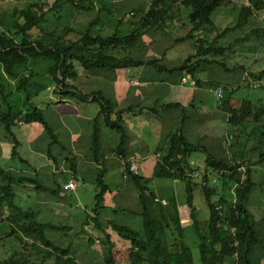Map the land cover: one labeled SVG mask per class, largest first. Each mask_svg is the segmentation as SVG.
I'll list each match as a JSON object with an SVG mask.
<instances>
[{
    "label": "trees",
    "instance_id": "obj_1",
    "mask_svg": "<svg viewBox=\"0 0 264 264\" xmlns=\"http://www.w3.org/2000/svg\"><path fill=\"white\" fill-rule=\"evenodd\" d=\"M83 1L85 0H56L46 10L39 7L37 3L16 9L11 15L9 23H7L8 26L5 30L0 31V126L13 141L11 157H18L21 161H25L18 154L19 141L13 132V127L17 121L41 124L50 138L49 147L59 142L53 128L45 119L43 110L32 103L31 97L27 96L28 94L25 99L28 107L23 112L15 111L7 102L8 96L13 90H26L33 75L30 71L31 66L39 63V61H48L47 72L54 82L52 90L54 94L61 99L87 100L91 97L100 105L97 115L91 121L92 130L90 134L94 162L100 166L95 181L98 191L94 195L95 204L92 215L87 217L90 218L94 226H99L101 224L99 217L101 210L107 208L105 197L109 192V186L104 179L105 167L100 160L99 142L100 117L102 116L105 118V123L119 134V142L114 148V153L123 159L127 178L137 191L140 205L138 214L141 218V224L139 227L133 228L112 219L107 221L109 230L102 229L100 231L102 243L105 245L103 263L117 264L115 256L120 252L121 247L119 248V246L127 245L129 249L128 259L131 264H194L191 249L184 240V226L181 224L175 199L173 198L168 204L159 202L157 208H151L150 201L156 198L155 194L150 192L148 186L142 183V177L139 173L129 169V161L126 159L124 149L127 131L122 117L111 118L113 104L100 91L83 93L72 82L79 75L77 65L83 70L116 71L122 68L151 64L157 71L170 76L179 75V79L186 72H190L196 77L199 66L209 63V61L206 59L192 61V58L198 55L223 53L224 47H215L212 44L203 46L201 39H196V43L199 44L196 45L195 54L188 55L179 65L171 68L161 64L157 59H135L129 54L131 50L139 51L143 47L141 41L149 29L162 28L169 21L175 19L177 16L176 9L179 8L180 10L182 7L187 11L190 29L182 37L186 40L193 38L194 31H202L207 26L212 25L213 14L228 1L151 0L148 9L139 16L136 22L131 23L129 32L125 34L114 32L102 36L92 34L90 27H88L78 39L72 41L59 37L46 44L30 39V30L45 22L48 12L58 10L64 3L74 5L78 9L88 10L92 8L91 3L84 5ZM250 2L253 10L249 7L239 6L241 16L237 21V26L245 24L248 16L264 10V0H250ZM120 20L118 21L121 22ZM95 22L96 19L91 22V25ZM249 77L260 81L264 77V69L258 73H249ZM11 80H17L18 83L14 86ZM201 82L200 79H196L198 86L201 85ZM236 89H229V94L224 96L218 105V109L227 114L229 133L234 140L231 146L234 149L235 146L239 145L241 135L245 138L243 141L247 140L248 133L244 130L247 121L249 119L258 121L259 116L264 112V106H255L248 99H242L238 106L234 104L233 100L231 101V93ZM162 106H181L183 109V105L178 102L163 103ZM152 110L157 112L155 109ZM185 119L186 117L183 116L180 125L169 133L165 142V149L162 152L159 151L154 174L158 177L184 180L185 203L189 208L191 226L194 228L199 241L200 264H225L227 257H234L235 264H258L254 257V251L264 239L260 236L251 213L246 207L249 194L255 184L251 178L249 158L243 150H233L230 159L219 157L213 155L201 144L194 145L188 142L182 133V125ZM262 136H264V131L259 133V142ZM199 150H203L206 154L202 167L204 183L202 181L199 183L209 207V216L203 225L196 216V207L193 203V188L199 183L190 175L194 168L189 163L190 155ZM260 158H264V153L260 154ZM71 161L69 168L75 174L74 159L72 158ZM241 165H246V176L243 182L236 187V200L233 202L229 193L232 185L240 181L241 173L238 171V167ZM212 178H215L217 183H212ZM15 181L16 183H28L36 190L42 189V185L36 179L25 176L15 179L11 171L0 167V215L4 212L10 213L9 220L12 226L8 234L9 237H15L21 240L23 244H30L34 249L44 250L45 258H53V264H73L75 257L70 250V245L56 244L48 236V232L66 235L71 227L62 223L40 222L32 210L17 206L14 203L13 192ZM215 194H218V197L213 200ZM110 210L115 213L119 209L111 208ZM87 221L85 219L84 224H87ZM84 227L82 225V231L85 230ZM175 230L177 234L174 233ZM88 241L93 243L92 238H88ZM258 260L260 263L264 261L262 255H259ZM25 263V260L20 261L12 255L0 260V264Z\"/></svg>",
    "mask_w": 264,
    "mask_h": 264
},
{
    "label": "crops",
    "instance_id": "obj_2",
    "mask_svg": "<svg viewBox=\"0 0 264 264\" xmlns=\"http://www.w3.org/2000/svg\"><path fill=\"white\" fill-rule=\"evenodd\" d=\"M242 1L244 0H237V3L234 4L237 6L233 8L236 13L240 12L239 3ZM254 15L257 16L258 13ZM176 19L177 16L161 29L168 28L170 24L173 25L174 23L181 25ZM182 25L185 27L186 23H182ZM187 26L188 29L183 33V36L175 38L176 43L182 42L183 44L188 40L182 38L189 32V23ZM150 31L151 29L146 32V35H149ZM200 32L199 30L194 31L193 38L190 39H198L200 35L197 37V34ZM141 42L143 47L139 51L131 50L129 54L135 59H157L161 64L171 68L179 65L186 58L173 63V58L166 47L162 51H156L151 49V41H148L145 46L144 39ZM207 64L208 62L201 64L196 75L202 71L199 69L206 67ZM241 68L243 67L241 66ZM197 78L205 80L206 83L201 82L199 86L196 84L197 86L188 92L186 86L180 83L179 75L170 76L157 71L153 65L147 64L116 71L82 70L79 71L77 79L72 83L83 93L100 91L105 98L111 101L113 104L111 118L115 119L117 116H121L126 126L127 138L124 144L126 159L129 164L136 165L134 172L139 173L143 178L147 174H154L159 151L162 152L165 149V142L169 133L180 125L183 116L186 119L182 125V133L188 142L194 145L201 144L213 155L221 156L219 144L224 148L225 141L223 136L219 134L217 127L219 116L223 111L220 112L218 109V97L214 91L215 85H209L213 79H207V82L206 79H201L199 75ZM79 79L85 80V82H81L80 87L77 86ZM91 81L98 83L82 88L85 87L84 84ZM30 83L31 80L24 91H27ZM31 101H33L32 98ZM20 102L24 103L25 100L21 99ZM94 102L97 103V107L90 108L89 106H92ZM175 102L183 105L184 111L181 106H162L163 103ZM34 105L43 110L45 119L53 128L59 142L49 147L50 138L41 124L17 121L13 127V132L19 141L18 154L25 159V161H21L18 157H11L13 141L0 126V167L11 171L15 179L21 176L30 177L42 185L41 190H36L28 183H16L15 181L13 192L14 203L17 206L32 210L40 222L62 223L70 226L72 230L75 220L92 215V210L90 212L84 206L75 205L76 203L68 196V192L77 190L86 181L95 188V193L98 191L95 181L100 166L94 162L90 134L92 130L91 121L97 115L100 105L91 97L87 100L61 99L54 93H52L45 107L39 104ZM13 109L23 112L27 108L23 105L22 108ZM152 109L157 110V112ZM223 114L227 116L226 113L223 112ZM104 119L103 116L100 117V160L105 167L104 179L109 186V192L105 197L107 208L102 209L99 216L101 224L96 226L100 231L106 228L101 217L104 221L109 219L117 221L115 217L120 210L130 211L135 216H139L138 212L140 211L139 209L133 212L128 210L129 208L125 210L121 205L113 206L109 201L116 198L121 188L124 189L131 185L134 188V185L127 178L123 159L114 153V148L119 142V134L109 127ZM199 151L204 152L203 150ZM192 154L189 160L196 162ZM221 157L230 159L232 153L226 151V155ZM72 158L75 163V174L69 168ZM195 164L201 166L197 162ZM71 179L75 181L76 188L64 191L63 184ZM31 194L34 195V198ZM173 198L176 199L174 194L160 198V202L168 204ZM176 204L182 226L191 224L189 208L181 212L180 204L177 201ZM111 208H118L119 210L114 213L110 210Z\"/></svg>",
    "mask_w": 264,
    "mask_h": 264
},
{
    "label": "rangeland",
    "instance_id": "obj_3",
    "mask_svg": "<svg viewBox=\"0 0 264 264\" xmlns=\"http://www.w3.org/2000/svg\"><path fill=\"white\" fill-rule=\"evenodd\" d=\"M55 1L56 0H0V31L5 30L8 26L7 23H9L12 17L11 15L16 9H21L37 3L39 7L46 10L52 6ZM150 1L151 0H85L83 1L84 5H88L89 3L92 5V8L88 10L78 9L74 5L64 3L58 10L48 12L45 22L41 23L37 28H32V30H30V39L38 40L46 44L55 41V39L59 37L72 41L78 39L88 27H90V32L92 34H100L102 36L113 34L114 32L125 34L129 32L131 23L136 22L139 16L148 9ZM244 1L250 2V0ZM234 4L235 3L230 2L222 4V7L212 16L214 19L213 24L207 26L197 34V37L200 35L198 39H201L203 46L212 44L215 47H224V52L215 55H198L192 58V61H202L204 58L208 59L209 63L206 67H201L199 69L202 71H199L198 75L201 79H213L212 82H209V85L214 86L213 83H215V85L222 88V95L218 99L217 105H219L224 96L229 94V89L237 88L231 93L234 104L238 106L242 99H248L253 102L255 106L263 107L264 77L260 81H256L249 77V73H258L264 69V10L258 11L257 16H248L245 24L237 26L236 24L241 16V12H235L233 8L237 6ZM176 14V20L178 23H181V25H175L174 23L164 29L152 28L149 35L143 37L144 46L147 45L146 43L148 41H151L150 47L152 50L162 51L163 48L166 47L171 54L170 56L173 58V63H177L188 55L195 54L197 50L196 45L199 44L196 43L194 39H188L183 44L182 42L176 43L177 41H175V38L183 36V33L188 29L186 9L180 7V10L179 8L178 10L176 9ZM95 19L96 22L91 25V22ZM119 19H121V22L118 21ZM182 23H186L185 27H182ZM47 66L48 61H39V63L31 66L30 71L33 75L31 76V83L27 91L13 90L8 96L7 102H9L13 108H22L23 105L27 108V103L20 102L21 99L25 100L27 94V96L32 98L34 104L44 105L45 107L49 102V98L52 96V87H54L52 77L47 72ZM241 66L243 68H241ZM77 67L79 71L83 70L80 69L79 65H77ZM198 75H196V79ZM201 81L206 83L205 80ZM81 82H85V80L79 79L77 81V86L80 87L82 84ZM11 83L15 86L18 82L17 80H11ZM97 83V81H91L84 84L85 87L82 88H86V85L94 86ZM217 86H214V88L216 89ZM194 87L195 86H186L188 92H191ZM89 107H97V103L94 102L92 106ZM219 111L222 112L221 110ZM217 129L225 141L224 148L219 144L221 156H225L226 151L232 153L233 147L231 145L234 140L233 137L230 138V127L228 126L227 116H225L223 112L221 116H219ZM244 130L248 133L247 140L243 141L245 138L241 135L239 137L240 143L238 146H235L234 150H243L244 154L251 162V178L255 184L249 194L246 207L251 213L252 220L260 236L264 239V158H260V154L264 153V136L260 137V142L258 140L259 133L264 131V112L259 116V120L256 122L249 119ZM192 157L201 165L197 167L202 170L206 157L205 152L196 151L192 154ZM195 181L199 183L200 179L195 178ZM142 183L148 186L150 192L156 194V198L150 201L151 208H157V203L160 202V198L168 197L172 194L175 195V200L180 204L181 212H184L185 209L188 208L185 203L184 180L158 177L150 173L142 178ZM215 183H217V181H215L214 184ZM118 192L116 198L109 200L113 206L121 205L125 210L129 208L128 210L133 212L140 209L135 187L132 188L131 185L124 189L121 188ZM94 195L95 188L87 181L84 182L82 186L78 187L77 190L68 192V196L76 203L75 205L84 206L87 211L90 212L95 204ZM31 196L34 198L33 194H31ZM217 197L218 194H215L213 200H216ZM193 203L196 207V216L201 225H203L209 216V207L200 187V183L193 188ZM115 218L120 224L133 228H137L141 224L140 216H135L130 211L120 210ZM9 219L10 213L8 212H4V214L0 215V260L12 255L20 261L25 260V264H53V258H45L44 250L34 249L30 244H23L21 240L12 236L9 237L8 234L12 226L10 225ZM77 219L74 222V228L68 232L69 234L67 233L64 235L48 232V236L56 244L62 246H66L67 244L70 245V250L75 257L73 264H104L103 253L105 245L102 243V234L99 228L94 226L88 217L84 218L83 216L80 220ZM85 219L88 220L87 224L83 222ZM101 220L103 224L106 225L104 229L109 230L107 221H104L103 217H101ZM82 225L85 226L84 231L81 230ZM172 226L174 227V224H172ZM174 233L177 234V231L175 230ZM113 235L115 236V234ZM88 238H92L93 243L89 242ZM96 240L98 241L96 242ZM184 240L191 249L194 264H200L199 241L191 224H185L184 226ZM120 247V252L115 256L116 263L131 264L128 259L129 249L127 245H120L119 248ZM259 255H262L264 259V240L262 244L256 246L254 251V257L257 263L264 264V261L260 263L258 260ZM225 264H235V258L227 257Z\"/></svg>",
    "mask_w": 264,
    "mask_h": 264
},
{
    "label": "built area",
    "instance_id": "obj_4",
    "mask_svg": "<svg viewBox=\"0 0 264 264\" xmlns=\"http://www.w3.org/2000/svg\"><path fill=\"white\" fill-rule=\"evenodd\" d=\"M230 3H237V0H227ZM240 6L243 7H249L252 10L254 9L252 4L249 1H242L239 3ZM180 83L183 86H196V78L190 73V72H186L183 73V75L180 77ZM215 93L218 97V99L220 98V96L222 95V88L218 87L215 90ZM190 165L194 168V171L190 172V175L194 178H199L200 181H202V183H204V181L202 180V176H203V171L200 170L199 168H196L197 165L195 164L194 160H189ZM129 169L131 171H136V165L133 163L129 164ZM238 171L241 173L240 174V181L236 182L232 185L231 189H230V194L232 196V201L235 202L236 200V187L243 182V180L245 179L246 176V165H241L238 167ZM216 181L215 178L212 179V182L214 183ZM76 188V183L74 180H68L63 184V190L64 191H68V190H73ZM217 208L219 209V206H217Z\"/></svg>",
    "mask_w": 264,
    "mask_h": 264
}]
</instances>
